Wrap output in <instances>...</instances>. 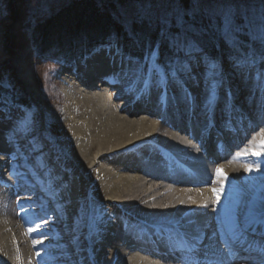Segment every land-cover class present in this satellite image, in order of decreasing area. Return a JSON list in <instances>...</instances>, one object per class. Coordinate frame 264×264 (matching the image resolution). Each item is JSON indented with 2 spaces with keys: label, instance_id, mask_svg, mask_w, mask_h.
Here are the masks:
<instances>
[{
  "label": "bare ground",
  "instance_id": "1",
  "mask_svg": "<svg viewBox=\"0 0 264 264\" xmlns=\"http://www.w3.org/2000/svg\"><path fill=\"white\" fill-rule=\"evenodd\" d=\"M110 39L113 38L109 37L104 41ZM17 59L18 57L15 60ZM79 67L81 71L77 73H80V76L77 73L72 76L69 74L63 81L62 94L80 112L74 115L71 105L69 106L67 121L72 124L65 138H72L71 142L77 154L75 157L79 159L76 163H79L80 169L94 174L99 172L98 176L106 178L99 187L104 203H114L126 214L128 220L139 221V228H146L152 233L159 230L156 227L159 224L192 217L197 221H207L211 227L206 231L210 235L216 232V237L223 233L220 221L227 212L235 213L243 222L249 207L254 205L256 209H260L264 206V166L259 164L260 160H264V154L258 160L253 159L255 164L251 173L246 170L248 166L242 163L241 155L238 156L241 148L262 151L260 132L264 130L263 121L253 124L250 134L244 142L238 144L235 153L209 160L198 156L195 165L182 169L184 178L174 182L170 191L164 192L160 188L162 194L157 198H154L158 193L156 186L146 189L142 182L143 177L153 173L154 181L160 182L163 180L162 174L166 173L165 168L150 164L148 159L138 166H126L124 162L120 166L121 171L119 169L117 171L112 163H109L113 157L125 155L130 149L140 148L145 139L154 140L162 145H156V150L163 154V158L172 159L171 151H174V146L181 144V147L188 148V144L179 136L182 133L189 137L186 125L188 118L194 121L198 131L207 134L208 131L214 132L219 124L229 119L238 117L240 120L245 117L248 120L252 116L259 115L258 105H261L260 108L264 107V87H261L264 85V78L260 74L262 70L264 71L263 67L256 73L257 76L253 73L234 76L228 86L219 90L214 108L208 109L207 113L205 112L207 92L190 91L191 101L186 103L184 95L187 90L179 89L174 92L169 85L163 104H159L151 94L144 98L138 92L136 102H144L149 109L154 107L156 120H147L146 114L138 115L135 110L131 112L127 108L130 104H127V107H117L114 99L132 92L124 90L123 94L118 87L102 83L100 75L106 78L116 73L115 65L102 48ZM82 75L87 81L81 77ZM135 86L137 88V85ZM111 89L116 93L114 92L113 95L109 93ZM225 90L229 93L228 97L224 93ZM141 110H143L142 105ZM206 155L211 156L209 153ZM9 156L10 154L0 151V264H32L29 256L30 246L27 245V240L22 236L20 227L16 223V219H22L24 215L15 216L11 211V200L17 188L5 175L11 172L12 178L19 180L21 170L15 166L8 167L6 163ZM257 167L260 171H255ZM217 169H220L219 177L216 174ZM71 186L73 187L71 196H65L67 200L63 201L70 217L76 212L75 197L77 196L74 188L76 185L73 183ZM221 188L223 191L220 194V203L217 205L213 189ZM25 192V187L18 189L19 196ZM205 204L208 205L207 208L203 207ZM29 214L31 211L25 215ZM39 220L41 218L36 216L35 221ZM32 226L30 223L28 228L32 229ZM48 226L50 227L48 232L33 234L32 240L38 241L55 232H63L56 216L50 219ZM155 242L154 237L149 238L144 242V248L148 249L151 246L156 248ZM67 243L68 240L56 244L44 242L35 244L31 249L41 253L53 251L56 247ZM128 250L124 248L121 252L128 256L130 254ZM136 250L146 254L143 249L136 247ZM68 254L74 255L73 252ZM56 255L43 256L39 263L55 261L58 259ZM155 263L157 264L155 259H148L138 254L134 256L132 253L123 261V264Z\"/></svg>",
  "mask_w": 264,
  "mask_h": 264
},
{
  "label": "rangeland",
  "instance_id": "2",
  "mask_svg": "<svg viewBox=\"0 0 264 264\" xmlns=\"http://www.w3.org/2000/svg\"><path fill=\"white\" fill-rule=\"evenodd\" d=\"M72 1L74 0H0V84L11 81L18 88L28 93L36 105L40 107L44 130L47 129V125L50 123L61 128L57 141L42 134L36 128L33 133L34 139H21L18 137L12 139L11 130L14 124L11 125L9 145L4 146V148H8L14 158L11 165L20 169L22 174L20 180L10 177V173H7L6 177L17 188L15 191L21 187H25L26 190L23 196H14L11 202L14 205L19 204L20 201L32 202L30 206L14 210L13 215L24 214L22 219H16V223L20 227L22 236L27 240V245L30 246L29 253L32 256H29L32 264H40V259L49 253H67L68 251L75 252L73 256L67 254L62 256L68 264H123V261L131 253L134 256L138 254L148 259H155L157 264H170L136 250L134 245L138 242L136 239H149L152 237V233L139 228L140 222L137 220H128L126 214L114 203H104L103 194L100 193L99 187L106 178L103 179L98 176L99 172L94 174L80 169L79 163H76L79 162V159L77 160L75 157L77 154L71 142L72 138H65L66 132L69 131L72 124L67 121L69 106L71 105L70 108L74 115H77L79 111L62 94L63 81L66 75L71 74L72 76L75 75V71L80 72L81 67L79 66L87 61H79L74 71L63 70L60 67L59 54H56V51H53L55 53L50 55L39 56L31 48L32 31L30 26L57 12L61 7ZM95 1L99 5L110 7L106 8L110 9L116 15V18H119L124 11L131 12L134 10L129 0ZM235 3L251 13L258 12L261 7H264L261 5L260 0H235ZM17 57L18 59L15 60ZM221 60L225 80L223 88L229 85V81L234 76L240 77L242 74L251 73L257 76L256 73L260 68H264V64H260L250 71L241 72L234 69L231 63L227 64L224 63L223 59ZM191 72V77H184L179 86L169 84L174 92L179 89L187 90V93L192 90L203 93L208 91V78L204 74L205 68L203 65H195ZM260 74L264 77L263 70ZM116 77L118 78L117 74ZM135 85V83L129 85L131 89H134L133 93L126 94V97H130L114 99L117 107H127V104H130L127 108L131 112L133 110L137 111L140 102L136 103L133 97L138 90ZM109 93L113 95L112 90H109ZM224 93L227 96L229 94L226 90ZM22 110L24 111L22 108L10 109L7 114H3V117L12 116L15 123L23 115ZM156 119L152 116L149 120ZM183 137L186 138L184 134ZM153 143H155L154 140L145 139L140 148L130 149L125 155L113 157L109 163H112L113 168L117 171L120 170V166L124 162L126 166H138L141 164L143 156L158 154ZM194 164L192 163V165ZM73 183L76 185L74 188L77 195L75 197L76 222L72 225H66L65 223L69 222L66 205L63 203L56 205V203L57 201L67 200L64 198L65 196H71L73 192L71 184ZM143 183L146 189H151L153 186L149 179ZM86 205L94 206L97 212L106 211L113 217L112 221L109 222L108 216H104L102 222L98 219L94 220L91 211L85 212ZM29 211H31V214L25 215ZM36 216L46 218V222L42 219L36 222ZM54 216L59 220L63 232H55L50 240L64 241L66 238H70L68 230L76 231L78 238L71 240L58 250L41 252L37 256V252L32 250L31 247L41 243L33 241L31 237L33 234L49 230L48 223ZM30 223L33 225L32 229L42 228V231H30L28 228ZM94 226L99 229V234L95 236L92 235ZM46 240L48 239H41V241ZM100 240L103 241L99 242ZM124 248L129 249L130 254L128 256L121 252L124 251ZM55 263V261H50L42 264Z\"/></svg>",
  "mask_w": 264,
  "mask_h": 264
},
{
  "label": "snow or ice",
  "instance_id": "3",
  "mask_svg": "<svg viewBox=\"0 0 264 264\" xmlns=\"http://www.w3.org/2000/svg\"><path fill=\"white\" fill-rule=\"evenodd\" d=\"M129 3L134 10L122 12L118 19L125 41L144 47L145 56L141 61V58L128 54L118 37L110 39L102 49L113 64L119 63V75L129 79L130 84L135 83L142 93L150 95L155 90L164 99L169 84L179 86L184 77H191L192 68L201 64L208 78L207 113L208 109L214 108L224 83L223 62L207 51L209 43L215 45L222 40L237 71H250L264 64V7L251 13L239 7L235 0H129ZM260 3L264 6V0ZM153 31L157 33L155 41L151 39ZM242 36H247V41H242ZM162 46L171 53L166 64L160 62ZM184 100L190 102L191 94L186 93ZM261 114H264V107ZM35 128L36 121L31 112L23 111L11 130L12 139H34ZM260 135L262 151H252V155L264 154V130ZM248 151L246 149L245 153ZM246 170L249 173L254 171L252 167ZM255 171H260L259 167ZM216 174L219 177L220 169ZM213 191L215 203L219 205L223 189ZM88 211L92 212L94 220L102 222L104 216H108L109 222L113 219L106 211L97 212L91 205L85 206V212ZM41 219L46 222V218ZM220 224L223 235L219 242L216 241V232L208 235L206 229L211 225L207 221L186 218L156 227L177 264H235L236 259L242 264H264V206L260 209L254 205L249 207L242 223L235 213L227 212ZM34 230L42 231V228L30 229ZM98 234L99 229L94 226L92 235ZM205 238L210 242L205 243ZM253 252H259V256H252Z\"/></svg>",
  "mask_w": 264,
  "mask_h": 264
},
{
  "label": "trees",
  "instance_id": "4",
  "mask_svg": "<svg viewBox=\"0 0 264 264\" xmlns=\"http://www.w3.org/2000/svg\"><path fill=\"white\" fill-rule=\"evenodd\" d=\"M97 4L95 0H74L61 7L57 12L30 26L32 31L31 43L34 52L45 55L56 51L62 58L63 64H71L77 57H83L93 49L107 44L106 38H119L125 45V51L134 56L143 58L146 54L144 47H136L125 41L122 26L119 19L108 8ZM151 39H157V33H151ZM247 41V36L241 37ZM103 43V44H102ZM218 49L226 61H231L228 48L222 40L215 45L208 44L207 51L211 55L219 57ZM171 53L166 46L161 47V63H167ZM232 62V61H231ZM22 108L30 111L36 122L42 120L39 107L30 96L14 83L3 82L0 84V112L13 108ZM38 128L41 125L38 123ZM49 131L55 137L60 129L52 124L48 125ZM44 132V131H42ZM47 133V131H46Z\"/></svg>",
  "mask_w": 264,
  "mask_h": 264
}]
</instances>
